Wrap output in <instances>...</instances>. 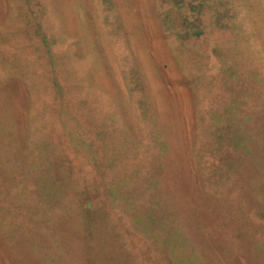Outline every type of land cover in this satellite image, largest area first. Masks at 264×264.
Returning a JSON list of instances; mask_svg holds the SVG:
<instances>
[{
    "label": "rangeland",
    "instance_id": "rangeland-1",
    "mask_svg": "<svg viewBox=\"0 0 264 264\" xmlns=\"http://www.w3.org/2000/svg\"><path fill=\"white\" fill-rule=\"evenodd\" d=\"M172 1L0 0V264H170L180 228L191 264H264L258 172L221 146L226 115L264 141V0Z\"/></svg>",
    "mask_w": 264,
    "mask_h": 264
},
{
    "label": "trees",
    "instance_id": "trees-1",
    "mask_svg": "<svg viewBox=\"0 0 264 264\" xmlns=\"http://www.w3.org/2000/svg\"><path fill=\"white\" fill-rule=\"evenodd\" d=\"M187 3L185 2H180L177 0H173L171 2V5L175 6V7H182V12H187L189 10V7L187 8ZM197 5H199V9H201L200 7H204L207 6L208 4L205 3L204 1H202L201 3H198ZM221 5L224 6V4L222 3ZM212 7V4H211ZM85 10V9H84ZM83 10V12H84ZM186 18H189L186 16ZM218 19V18H217ZM216 19V20H217ZM216 20L214 19V22L220 27V28H224L225 26H227V23H225V21H222L223 19L220 18L219 23L216 22ZM165 25L167 26V28L171 29L172 25L169 24L168 22L164 21ZM170 22V21H169ZM204 22V21H203ZM184 25V24H183ZM203 27V25H201ZM201 29V30H199ZM199 33H197V31H194L193 35H202L204 33V29L202 28H198ZM35 34H37L41 41L42 44L44 45V47H46V49L44 48V50L42 49L41 53L39 55H37V57L39 58H43L44 57V52H46V56L45 59H47L51 65L54 67L56 64V60L53 59L52 57H54V54L49 55V44H50V36L47 35L44 30L42 29L41 26H38L37 29H35ZM199 37V36H198ZM3 38L0 39V45L3 44ZM32 87V86H31ZM34 87H32V92H34ZM60 93H63V90L60 91ZM252 120V117L250 116H242V117H238L235 115H226L223 117L222 122L224 123V126L221 128V131H224V134L227 135L226 138H224L225 140H227L225 143H221L222 145H226L227 144V151L231 152L236 156L238 154V156L243 155V157H250L251 158V162H252V166H254V169L258 172V179L255 181H251L250 182V187L247 185V187H249L248 190V195H251V198L253 201H256V203L258 204H264V141L259 139L258 136V132H260V126H258V128L255 130L254 127L250 126L249 121ZM262 118L259 116V118L253 119V122L256 121V123H258L259 125L263 124L262 122ZM244 125H246L244 127ZM257 125V124H256ZM157 139V138H156ZM223 139V138H222ZM132 142L136 145L137 149H140V147L142 146V142L138 143V141L136 142L135 139H132ZM157 142V140H156ZM157 144V143H155ZM160 146V152L161 153H165L166 151V147L164 149H162L163 144L158 143ZM157 146V145H156ZM259 146L262 148L263 153L260 151H258ZM54 153V152H53ZM52 153V154H53ZM258 153V155H257ZM232 154V155H233ZM41 155V156H40ZM257 155V156H256ZM39 160H41V158L43 157V154L39 151V156H38ZM47 158H50L49 156ZM112 160V159H110ZM114 160V158H113ZM37 164H41V162H38ZM44 164H46V159L44 161ZM237 165V160L235 161H231L230 166L228 167V172H231L233 168H235ZM150 169V168H149ZM135 173L136 176L140 175L142 168L137 167V165H135L132 169ZM65 171L62 172L63 175ZM133 173V174H134ZM146 173V172H145ZM148 173V172H147ZM120 174V172H119ZM53 173H50L48 175H44L45 178L46 177H52ZM135 176V177H136ZM143 178V177H142ZM141 178V179H142ZM110 179V178H109ZM138 180V179H134V181H130L127 182L128 186H133L135 188H138L141 190L142 194L140 196H143V194H145V191H143L142 187L145 186V189L147 190V187L149 190L154 191V190H158L157 188L152 190V188L156 187L157 183H159L158 179H155V177H147V179L143 178L142 180ZM69 180V179H68ZM68 180H67V190L71 189L70 184H68ZM107 184L110 187V184H114L115 187H118V182L116 183L115 181H110L107 179ZM42 190V189H41ZM46 190V189H43ZM63 191V190H61ZM112 191H109V203H112L113 201H115L117 198L112 194ZM152 193V192H151ZM45 194H50L49 191L48 193H41L40 196L41 197H45ZM60 196H64V195H60ZM150 196L152 197V195L150 194ZM46 199V197H45ZM141 199L143 200L144 198L141 197ZM118 200V199H117ZM122 201L123 197H122ZM140 201V198L139 200ZM154 205L156 206L155 208H161L160 203L158 202V200H156L154 202ZM134 208H131L130 210H128V212L126 213H130L133 212ZM152 210V209H150ZM264 210V208H263ZM155 213V211H154ZM262 214H264V212H261ZM145 216H148L149 219L152 220V222H155L156 217H154V215L151 214V212H146ZM160 218H161V228H159L160 234H153L152 238V244H154V246L160 248L162 250L163 247H165V244L163 242V234H164V230L165 228L169 227V223H167L168 220L173 222V218H168L166 217V213L163 212V214H160ZM140 217L142 216H137L134 214V218L136 219H140ZM159 219V218H158ZM176 223V222H173ZM181 227V226H180ZM180 244H176V246H174L171 250H170V257L173 258V260L171 259L170 264H179L180 261H183L182 264H191V259L189 258L190 255L194 254L195 251V247H194V243H192V239L189 236L188 233H185V231L183 232L182 228H180ZM150 233H152V230H150ZM159 241V244H158ZM63 252V249H62ZM64 253V252H63ZM184 253V254H183ZM66 255V253H64ZM180 257V258H179ZM182 257V260H181Z\"/></svg>",
    "mask_w": 264,
    "mask_h": 264
}]
</instances>
